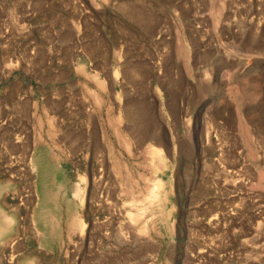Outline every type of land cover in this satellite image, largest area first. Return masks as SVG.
Segmentation results:
<instances>
[{
	"label": "rangeland",
	"instance_id": "rangeland-1",
	"mask_svg": "<svg viewBox=\"0 0 264 264\" xmlns=\"http://www.w3.org/2000/svg\"><path fill=\"white\" fill-rule=\"evenodd\" d=\"M0 205V264H264V0H0Z\"/></svg>",
	"mask_w": 264,
	"mask_h": 264
},
{
	"label": "bare ground",
	"instance_id": "bare-ground-1",
	"mask_svg": "<svg viewBox=\"0 0 264 264\" xmlns=\"http://www.w3.org/2000/svg\"><path fill=\"white\" fill-rule=\"evenodd\" d=\"M153 150L157 155H160L158 149L154 148ZM150 188L151 189L149 190L150 191L149 194H150L151 200L159 199V197H161V195H159V193L161 191H163L165 194V192L168 189L165 180L162 178L158 179L154 183V185ZM138 213H139V211H138ZM135 215H133L132 217L137 219L138 214H137V216H135ZM15 222H16V214H12L11 212H6L5 209L0 205V245L2 242L7 241L8 235L13 231V227H14ZM29 259H31V258H29ZM32 259L28 263L27 262L26 263L31 264L30 262L33 261ZM32 263H34V262H32Z\"/></svg>",
	"mask_w": 264,
	"mask_h": 264
}]
</instances>
